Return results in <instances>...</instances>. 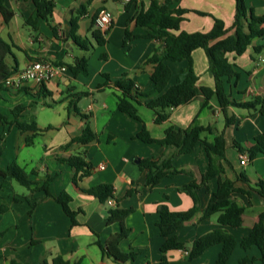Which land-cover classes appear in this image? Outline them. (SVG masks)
<instances>
[{
    "label": "crops",
    "instance_id": "crops-1",
    "mask_svg": "<svg viewBox=\"0 0 264 264\" xmlns=\"http://www.w3.org/2000/svg\"><path fill=\"white\" fill-rule=\"evenodd\" d=\"M53 25L57 32L40 19L34 28L26 21L36 17L33 0H5L7 8L13 12L9 22L0 13V37L14 44L6 61L14 71L26 67L34 60H49L64 64L73 63L77 57L88 58V73L77 75L67 71L59 78L44 84L29 82L22 88H8L0 92V113L13 120V110H18L19 119L24 123L37 125L39 134L33 137L31 145L26 137L33 131L21 132L16 124L4 126L0 121V167L8 168L17 161L33 181L31 188L22 190L15 179L0 176V264H11L15 259L19 264L52 263L61 255L72 264H119L104 255L99 241L111 244L119 235L120 223L108 224V211L113 207L133 208L127 216L125 226L130 229L119 247L123 252H139L136 263L161 264V245L164 237L157 226L158 208L166 204L173 211H185L193 207L194 200L183 190L192 180L201 181L210 164V158L203 142H198L194 150L178 154L174 147L158 143H147L135 135L146 126L152 136L161 138L165 130L187 128L193 123L211 127L203 137L212 141L222 131L226 137V160H222L224 171L221 179L234 181L235 186L248 193L235 192L232 197L245 206L241 226H224L218 222V214L200 218L201 211L177 231L178 238L188 247L193 241L216 228H225L237 239V244L227 264H240L244 257L260 258L259 248L244 249L241 239L248 235L264 211V199L256 191V181L264 179V154L260 153L247 164L240 162V153L234 145L237 141L248 147L255 137L264 132V114L254 109L229 106L228 112L235 117L226 126V120L216 97L210 99L211 108H202L203 95L190 102L172 108L168 119L158 124L152 109L139 105L141 119L122 112L118 108L117 93L114 88L99 89V84L108 74L113 80L125 75L132 78L143 91L153 87L151 74L153 64L147 63L160 41L144 37L145 30L135 25L136 11L149 0H137L126 7L128 0H93L84 13L78 16L77 34L90 38L94 44L91 50L81 49L70 37L71 19L87 0H55ZM255 13L264 15V0H246ZM174 7L186 8L181 29L187 32H207L213 28L214 17L224 21L229 28L235 19L236 0H180ZM107 9L112 12L113 24L102 31L106 42L97 44L92 37L95 16ZM196 11H203L200 14ZM132 38H126V31ZM233 30L229 31V34ZM134 35H139L134 37ZM256 46H262L260 53ZM240 71L238 81L226 83V91L232 99L247 101L256 96L264 98V36L253 40L242 55H228ZM194 66L199 76L198 85L214 87L215 80L209 69V60L203 48L193 52ZM186 65V61L170 62L174 73ZM83 115H87L86 118ZM224 116V126L220 116ZM89 125L96 137L87 144L75 142L67 146L72 138L82 134ZM81 151L91 162L92 170L79 186L72 181L74 169L59 161ZM169 158L173 165L188 172L162 178L160 183L150 187L146 183V172L141 170L137 158ZM242 173L248 179L245 181ZM49 191L57 196L67 191L72 200L70 207L77 211V225L53 197H45L41 189L47 179ZM107 183L114 187L115 205L109 206L83 190L97 184ZM21 184V183H19ZM22 185V184H21ZM24 186V185H22ZM217 178L208 182L210 191H216ZM199 207L203 210L210 193L205 185L198 189ZM6 207L5 211L1 208ZM222 249L218 243L209 247L199 257L189 259L188 251L171 250L169 264H215ZM187 252V253H186Z\"/></svg>",
    "mask_w": 264,
    "mask_h": 264
},
{
    "label": "trees",
    "instance_id": "trees-1",
    "mask_svg": "<svg viewBox=\"0 0 264 264\" xmlns=\"http://www.w3.org/2000/svg\"><path fill=\"white\" fill-rule=\"evenodd\" d=\"M93 0H87L85 4L78 10V15L71 19L70 37L83 50H91L94 44L90 38H82L77 34L78 16L85 12L87 6ZM121 1V0H118ZM180 0H149L146 7L142 4L136 11L133 19L135 25L145 30L144 37L152 38L160 41V45L154 50V53L148 59L147 63L153 64V72L151 80L153 87L150 91H143L136 82L127 75L113 80L106 74V80L99 84V89L112 87L115 89L118 98V108L122 112L136 119H141L139 115V105H146L152 109L155 115V122L160 124L168 119L170 110L180 105L186 104L194 98L203 95L202 108H211L210 99L216 97L219 105L224 113L226 126L233 123L235 117L228 112L229 106L239 108L254 109L264 114V98L256 96L251 100L242 101L232 99L230 93L226 91V83L234 80L235 84L241 77L237 64L228 56L230 53L242 55L253 42L254 39L264 36V15L255 13L253 7L249 6L246 0H236V14L233 24L227 28L222 19L214 17V25L210 31L187 32L181 29L183 15L189 10L182 7H174V3ZM137 0H128L126 7L132 5ZM36 17L27 19V23L37 27L40 19L46 21L55 31L57 27L53 25V13L56 7L55 0H33ZM200 14H206L203 11H196ZM0 13L6 22H9L13 16L5 0H0ZM96 17V16H95ZM95 25V19H94ZM96 26V25H95ZM233 30L229 34V31ZM139 35H134V37ZM92 37L97 44L106 42L103 32L99 28L92 30ZM132 32L127 29L126 38H132ZM11 44L0 37V92L7 90L5 85L6 78L14 72L7 64L6 57L12 52ZM16 46V45H14ZM203 48L209 60V69L212 73L215 84L214 87L198 85L199 76L194 66L193 52ZM262 46H256L255 52L260 53ZM186 61V65L177 73H174L170 62ZM57 63V62H56ZM58 64H61L58 62ZM64 64V63H62ZM70 72L77 75L79 73H88V58L83 55L77 57L73 63L67 64ZM21 106H17L14 112L13 120H8L5 115L0 113V121L4 126L16 124L21 132L33 131V136L26 137V144L33 143V137L40 129L37 125L24 123L19 119L18 110ZM84 118L87 115H83ZM206 131H211V127L193 123L187 128L168 127L165 134L161 138L152 136L146 126L135 135L147 143H158L166 147H174L178 154L190 153L194 150L198 142H203L206 152L210 158L208 170L203 173L202 179L198 182L196 179L185 184L183 190L189 194L194 205L185 211H173L168 205L160 204L158 208L159 219L157 226L160 234L164 237L161 245V264H169L168 253L171 250L181 249L188 251L189 259H193L202 255L209 247L215 244H222V249L217 257L215 264H227L236 244V237L225 228H216L197 237L191 246H187L178 238L177 231L198 212L201 211L202 219L208 218L214 214H218V222L224 226H241L243 224V215L245 206L239 204L232 197L235 192L248 193L247 191L235 186L234 181L230 179H221V172L224 171L222 160H226V137L222 131L216 135L212 141L205 139L202 135ZM5 131L0 135V139L4 138ZM96 137V133L86 125L82 134L74 137L67 146L78 142L87 144ZM234 145L239 152H247L249 160H254L258 154H264V132L255 137L254 144L245 147L241 143L235 141ZM59 161L71 166L74 169L72 181L79 186V182L86 176L91 174L92 164L86 159L85 151H81L66 158H59ZM138 165L141 170L146 172V183L150 187L160 183L162 178L172 176L174 174L188 172L176 168L171 159L154 157L137 158ZM1 177H11L31 188L33 181L29 178L28 172L17 161L13 162L8 168L0 167ZM245 181L248 179L242 173ZM212 178L218 179V189L210 191L208 182ZM48 178L43 186L45 197H53L63 207L64 211L72 220V225H77V211L72 210L70 202L71 195L67 191L61 192L54 196L49 191ZM205 185L210 197L207 206L201 210L199 207L198 189ZM85 193L98 198L101 202L106 203L109 198L114 197V187L111 184L101 183L83 190ZM256 191L264 199V179L260 178L256 181ZM6 207L1 210L5 211ZM133 208L113 207L108 211V224L120 223L121 230L118 237L109 245H104L99 241V246L104 255L113 258L119 264H139L136 263L139 255L138 251L130 250L123 252L119 244L122 239L128 236L130 229L125 226L127 216L133 211ZM3 233H0V242ZM241 246L248 249L257 246L261 256L256 258L244 257L240 260V264H264V211L259 213L258 221L253 225L248 235L241 239ZM11 264H19L15 259L11 260ZM42 264H72L63 256H55L52 263L44 260ZM79 264V263H75Z\"/></svg>",
    "mask_w": 264,
    "mask_h": 264
},
{
    "label": "built area",
    "instance_id": "built-area-1",
    "mask_svg": "<svg viewBox=\"0 0 264 264\" xmlns=\"http://www.w3.org/2000/svg\"><path fill=\"white\" fill-rule=\"evenodd\" d=\"M113 24L112 12L104 9L101 10L95 17V25L101 31H107ZM69 71L66 64H58L49 60H34L26 67L14 71L6 80L5 85L8 88H22L29 82L36 84H44L54 79L59 78L61 75ZM249 155L247 152L240 153V162L242 165L247 164ZM109 206L115 205L114 198H109L106 202ZM187 253V252H186Z\"/></svg>",
    "mask_w": 264,
    "mask_h": 264
},
{
    "label": "rangeland",
    "instance_id": "rangeland-1",
    "mask_svg": "<svg viewBox=\"0 0 264 264\" xmlns=\"http://www.w3.org/2000/svg\"><path fill=\"white\" fill-rule=\"evenodd\" d=\"M220 119H221V122H222V126H224V116L223 115H221L220 116ZM16 185H17V187H19L20 189H22V190H26V188H25V186H22L21 184H19V183H17L16 182ZM253 247H255L256 249H257V247L256 246H253Z\"/></svg>",
    "mask_w": 264,
    "mask_h": 264
}]
</instances>
